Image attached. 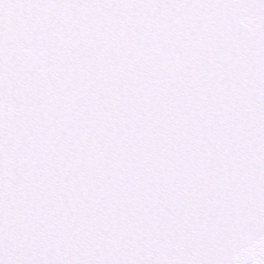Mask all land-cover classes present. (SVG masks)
<instances>
[{
	"label": "snow or ice",
	"instance_id": "obj_1",
	"mask_svg": "<svg viewBox=\"0 0 264 264\" xmlns=\"http://www.w3.org/2000/svg\"><path fill=\"white\" fill-rule=\"evenodd\" d=\"M0 264H264V0H0Z\"/></svg>",
	"mask_w": 264,
	"mask_h": 264
}]
</instances>
